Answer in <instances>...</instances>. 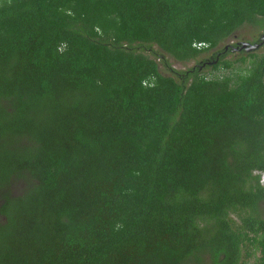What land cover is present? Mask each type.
<instances>
[{"label":"trees","instance_id":"obj_1","mask_svg":"<svg viewBox=\"0 0 264 264\" xmlns=\"http://www.w3.org/2000/svg\"><path fill=\"white\" fill-rule=\"evenodd\" d=\"M244 26L264 0H0V264H264V55L201 71Z\"/></svg>","mask_w":264,"mask_h":264},{"label":"rangeland","instance_id":"obj_2","mask_svg":"<svg viewBox=\"0 0 264 264\" xmlns=\"http://www.w3.org/2000/svg\"><path fill=\"white\" fill-rule=\"evenodd\" d=\"M261 35H264L263 31H261L259 28H255V27H251V26H244L242 27L240 30H238L233 37H231L230 39L226 40L223 42V44L220 45V49H222L224 46L226 45H234L236 42H245V43H252L253 41H256ZM257 55H264V46L259 49L256 52ZM211 56V52L208 54H204L199 58V62L201 60H205L208 59ZM240 56H237L235 54H228L226 60L232 61L234 62L235 60H237ZM207 63H205V66L201 68V71L203 73H207L209 75L212 76H226L228 75V73H230V71H223V70H219V71H214L212 72L211 66L212 64H208V62H212V61H206ZM170 64L171 67L174 70L177 71H184L188 68H191L192 66H194V62L188 63L186 65L181 64V63H175L173 61L170 60ZM248 67V64H240V63H236L234 62L233 65V70L232 72H238L240 71V73H244L245 68ZM212 72V73H211ZM264 215V214H262ZM237 222V220H236ZM249 264H253V260H250Z\"/></svg>","mask_w":264,"mask_h":264},{"label":"flooded vegetation","instance_id":"obj_3","mask_svg":"<svg viewBox=\"0 0 264 264\" xmlns=\"http://www.w3.org/2000/svg\"><path fill=\"white\" fill-rule=\"evenodd\" d=\"M263 38H264V35H261L256 41H253L252 43H247L248 46L246 48H242V43H245V42H236L234 45H232V44L226 45L222 49H220L219 48L220 46H219L214 50L215 59L212 62H208V64L213 63V65H215L216 63H218L220 61L226 60L228 54H235L237 56H240L234 62L238 61L242 57H247L250 54L257 55L256 52L264 46ZM249 46H254L255 48L252 51L247 52V49L249 48ZM258 56H260V55H258ZM230 62H232V61H230ZM204 65L205 64H203V66Z\"/></svg>","mask_w":264,"mask_h":264},{"label":"water","instance_id":"obj_4","mask_svg":"<svg viewBox=\"0 0 264 264\" xmlns=\"http://www.w3.org/2000/svg\"><path fill=\"white\" fill-rule=\"evenodd\" d=\"M263 42H264V38H263ZM248 46L247 43H242V48H246ZM254 46H249V48L247 49V52H250L254 49Z\"/></svg>","mask_w":264,"mask_h":264},{"label":"built area","instance_id":"obj_5","mask_svg":"<svg viewBox=\"0 0 264 264\" xmlns=\"http://www.w3.org/2000/svg\"><path fill=\"white\" fill-rule=\"evenodd\" d=\"M260 184L262 186H264V173L260 175V180H259Z\"/></svg>","mask_w":264,"mask_h":264}]
</instances>
